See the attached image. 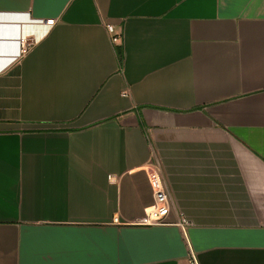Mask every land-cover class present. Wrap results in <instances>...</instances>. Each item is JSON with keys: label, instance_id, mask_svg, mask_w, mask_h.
Returning <instances> with one entry per match:
<instances>
[{"label": "crops", "instance_id": "1", "mask_svg": "<svg viewBox=\"0 0 264 264\" xmlns=\"http://www.w3.org/2000/svg\"><path fill=\"white\" fill-rule=\"evenodd\" d=\"M190 247L264 264V0H0V264Z\"/></svg>", "mask_w": 264, "mask_h": 264}, {"label": "built area", "instance_id": "2", "mask_svg": "<svg viewBox=\"0 0 264 264\" xmlns=\"http://www.w3.org/2000/svg\"><path fill=\"white\" fill-rule=\"evenodd\" d=\"M111 30L114 31V28L111 27ZM117 40L118 38L115 37L114 41ZM27 46L28 43L24 41L22 43L21 49L23 54L27 52ZM149 179L155 195L154 204L146 208L144 215L135 217L130 223L122 222L123 224L153 226L166 223L167 216L170 211L171 199L161 177L160 170L157 166L152 167L149 170ZM116 221L118 222L119 220ZM185 264H201L196 252L192 249V247L189 249V256Z\"/></svg>", "mask_w": 264, "mask_h": 264}]
</instances>
